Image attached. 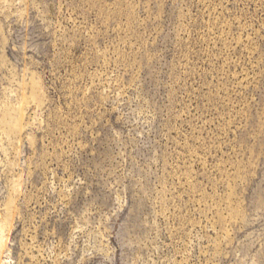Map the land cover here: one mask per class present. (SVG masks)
Returning <instances> with one entry per match:
<instances>
[{
  "label": "rangeland",
  "instance_id": "rangeland-1",
  "mask_svg": "<svg viewBox=\"0 0 264 264\" xmlns=\"http://www.w3.org/2000/svg\"><path fill=\"white\" fill-rule=\"evenodd\" d=\"M0 264H264V0H0Z\"/></svg>",
  "mask_w": 264,
  "mask_h": 264
}]
</instances>
